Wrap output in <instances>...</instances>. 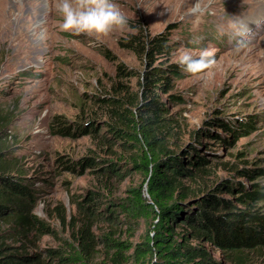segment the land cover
Instances as JSON below:
<instances>
[{"label": "rangeland", "instance_id": "374dc122", "mask_svg": "<svg viewBox=\"0 0 264 264\" xmlns=\"http://www.w3.org/2000/svg\"><path fill=\"white\" fill-rule=\"evenodd\" d=\"M115 2L128 28L97 42L60 31L49 0H0V152L9 151L15 167L26 171L36 195L34 213L51 229L38 249L28 250L40 253L42 264H63L47 249L63 257L84 248L89 264H139L135 248L154 234L151 220H113L105 212L117 211L144 181L132 166L139 147L111 133L113 127L129 129L115 106L101 101L115 98L132 109L138 98L145 64L119 41L140 27L151 36L168 30L179 43L173 62L182 46L216 53L206 77L193 79L183 72L169 96L159 95L168 111L163 148L179 154L190 150L186 156L192 163L204 160L199 166L186 163L196 177L176 175L185 192L197 197L228 181L215 194L235 202L242 193L239 185L264 187V0H205L207 11L201 16L189 13L193 0ZM41 24L48 31L43 42L36 39ZM120 65L128 75L119 74ZM170 95H178L180 102L170 101ZM41 114L44 121L37 119ZM215 118L234 132L208 124ZM62 127L71 134L61 133ZM34 128L44 135H36ZM203 168L208 174L199 171ZM253 170L255 180L248 176ZM89 196L102 214L92 217L80 206ZM173 225L175 239L203 248L211 264H264V249L233 254L196 238L182 220L172 219ZM105 237L125 247L119 252L105 244Z\"/></svg>", "mask_w": 264, "mask_h": 264}, {"label": "trees", "instance_id": "16d2710c", "mask_svg": "<svg viewBox=\"0 0 264 264\" xmlns=\"http://www.w3.org/2000/svg\"><path fill=\"white\" fill-rule=\"evenodd\" d=\"M171 36L168 30L151 36L140 27L137 33L119 41L121 48L132 51L144 61L145 67L138 81L139 95L135 102H131L132 109L115 98L101 101L115 106L114 112L129 129L113 127L111 133L119 140L139 147V157L132 166L143 173L144 181L131 189V195L117 205V211L106 209L105 212L112 213L113 220L153 222L154 234L147 235L142 245L135 248V262L139 264H211L203 248L175 239L172 219L182 220L196 238L233 251V254L264 249V187L255 184L246 189L239 185L241 196L233 202L215 194L222 184L228 187V181H225L213 190L190 197L176 175L196 177L197 173L187 169L186 163L199 166L204 160L200 158L192 163L186 156L190 150L179 154L163 148L161 133L168 120V111L159 95L169 96L174 82L184 74L179 64L172 61L179 43H174ZM119 74L126 76L129 72L120 65ZM170 101L180 102L179 96L170 95ZM212 123L220 125L223 132H234L233 126L228 122L220 123L219 118L208 122ZM92 126L94 129L95 125ZM244 126L248 129L251 122ZM60 132L71 134L69 127H62ZM196 134L200 135V131ZM191 148L196 154L197 149ZM15 165L9 151L0 152V264H42L41 254L28 250L38 249L41 237L49 234L51 229L34 213L36 195L30 186L31 179L26 176V171ZM86 165L92 166V160L87 159ZM199 171L203 174L209 172L207 168ZM248 176L255 180L257 173L253 170ZM92 201L93 197L89 196L80 206L92 217L102 214ZM104 242L115 246L119 252L125 247L124 242L110 237H105ZM45 252L51 258H59L63 264H89L87 248L63 257L58 250L47 249Z\"/></svg>", "mask_w": 264, "mask_h": 264}, {"label": "clouds", "instance_id": "9594fccd", "mask_svg": "<svg viewBox=\"0 0 264 264\" xmlns=\"http://www.w3.org/2000/svg\"><path fill=\"white\" fill-rule=\"evenodd\" d=\"M50 14H55L60 31L76 36H86L97 42L116 31L128 28V18L115 0H49ZM207 11L205 0H193L189 13L204 15ZM48 38L47 26L41 24L36 39L43 42ZM176 60L181 70L193 79H203L216 64V53L212 48L194 49L182 46L177 49ZM44 121L43 114L37 118ZM36 135H44L34 128ZM38 202V207H39Z\"/></svg>", "mask_w": 264, "mask_h": 264}, {"label": "bare ground", "instance_id": "6f19581e", "mask_svg": "<svg viewBox=\"0 0 264 264\" xmlns=\"http://www.w3.org/2000/svg\"><path fill=\"white\" fill-rule=\"evenodd\" d=\"M188 3H187V5H189V3H190V1H187ZM184 4V3H183Z\"/></svg>", "mask_w": 264, "mask_h": 264}]
</instances>
